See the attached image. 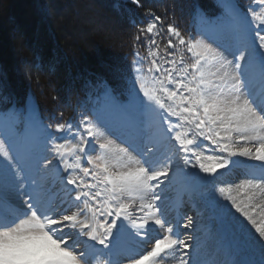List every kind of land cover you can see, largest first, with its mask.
<instances>
[{"label":"snow or ice","instance_id":"1","mask_svg":"<svg viewBox=\"0 0 264 264\" xmlns=\"http://www.w3.org/2000/svg\"><path fill=\"white\" fill-rule=\"evenodd\" d=\"M219 5L201 17L200 38L146 13L135 78L119 95L100 81L78 122L0 111V264H254L237 257L255 243L239 217L264 240V0ZM233 165H244L243 195L219 188L229 208L200 189ZM177 179L183 193L169 207ZM201 230L218 237L222 259H204Z\"/></svg>","mask_w":264,"mask_h":264},{"label":"trees","instance_id":"2","mask_svg":"<svg viewBox=\"0 0 264 264\" xmlns=\"http://www.w3.org/2000/svg\"><path fill=\"white\" fill-rule=\"evenodd\" d=\"M84 7L87 18L97 14L116 27L108 38L114 48L99 33L89 45L76 35L87 27L76 22ZM149 11L162 17L165 32L172 23L193 37L204 27L201 17L223 13L219 0H140L139 6L131 0H0V111L34 107L41 120L55 124L79 120L100 81L116 95L126 91L135 78L133 40ZM139 50L146 55L143 38Z\"/></svg>","mask_w":264,"mask_h":264},{"label":"rangeland","instance_id":"3","mask_svg":"<svg viewBox=\"0 0 264 264\" xmlns=\"http://www.w3.org/2000/svg\"><path fill=\"white\" fill-rule=\"evenodd\" d=\"M249 2H250V0H239V3L241 4L242 7H244L245 11L247 10V5L249 4ZM86 8L87 7H84L83 10H81L83 13L82 18L76 19V22H78L80 25H87V27L79 28L78 31L76 32V35L82 39V42L85 43V45H89L92 42L91 37L96 36L99 33L100 36H103V44H105V46H106V44L108 43L107 44L108 47H110L111 49L114 48V44H113L112 40L108 41V38H109V36H112L117 31L116 27L113 25V23H110V21L109 22H103V20H101L100 18L97 17V14L96 15L94 14V16H92L91 18H89V17L87 18L86 17V15H87ZM196 38H200V37L198 36ZM163 42H166V41H163ZM91 46L94 47V44L92 43ZM146 55H147V48H146ZM47 124H49V123H47ZM234 159H237V158H234ZM247 163L253 164V165L259 164V163H253V162H247ZM229 170H233L231 174H227V172ZM195 171L200 176H204V174L198 172V169ZM220 176H224L225 179H221ZM243 178H244V166L240 167L238 165H233V166H231L230 169L218 170V173L215 174L214 176L205 177L206 183L201 185L200 190L203 191L204 189H209L210 191H212L215 194L216 199L221 204H226L229 208H231L230 202L225 200L224 196L221 193H219V188L224 187L225 189H231L232 195L242 196L243 194L238 193L235 186L237 184H239ZM179 191H181L179 194L183 193V185L181 184L179 179H177L176 181H174L172 188L165 192V195L167 197H169V200L166 201V203L169 205V207H171L172 202L176 198V196L179 195L178 194ZM56 195H59V193H56ZM259 202L264 203V200H261ZM195 204L198 206V209L203 208V203H202V200L200 199L199 196L196 197ZM232 211L234 212L235 210L232 209ZM207 215H208V213L205 212V218L207 217ZM235 215L237 217H239L238 213H236ZM239 219L242 220L244 222V224L247 226V228L249 229V231L252 234V237L255 240V243L253 244V246L251 248H248L247 250L242 252L240 254V256L237 258L238 259L246 258L249 260H253L254 262H256V264H260L261 255L259 252L258 245L264 244V240H261L259 238V235L257 233H255V229L252 228V226L250 224H248L247 221H245L243 219V217H239ZM206 222H207L206 219H203V220L198 219V223H200V224H203ZM183 231L184 230L182 229V232ZM185 231H187V230H185ZM195 235L201 236L200 238L202 240H206V251H205L204 257L207 256V254L209 253V251L211 249H213V250L219 249L220 244L217 242L218 237L212 236L211 238H208V237H206L203 230L196 232ZM148 247H150V245H148ZM145 264H146V262H145ZM167 264H174V260L171 257H169Z\"/></svg>","mask_w":264,"mask_h":264},{"label":"bare ground","instance_id":"4","mask_svg":"<svg viewBox=\"0 0 264 264\" xmlns=\"http://www.w3.org/2000/svg\"><path fill=\"white\" fill-rule=\"evenodd\" d=\"M237 159H239V160H246V158H237ZM246 162L260 163L258 161H246Z\"/></svg>","mask_w":264,"mask_h":264}]
</instances>
